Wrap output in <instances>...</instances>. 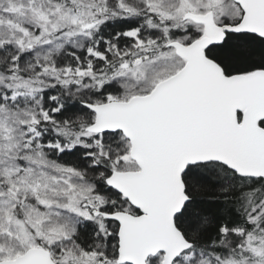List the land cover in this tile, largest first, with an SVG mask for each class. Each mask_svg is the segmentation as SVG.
<instances>
[{
    "label": "snow or ice",
    "instance_id": "obj_1",
    "mask_svg": "<svg viewBox=\"0 0 264 264\" xmlns=\"http://www.w3.org/2000/svg\"><path fill=\"white\" fill-rule=\"evenodd\" d=\"M0 264H264V0H0Z\"/></svg>",
    "mask_w": 264,
    "mask_h": 264
}]
</instances>
